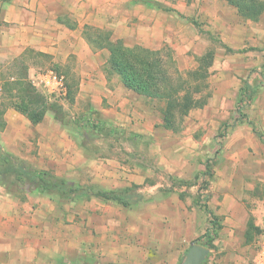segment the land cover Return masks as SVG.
Returning <instances> with one entry per match:
<instances>
[{
    "label": "rangeland",
    "instance_id": "1",
    "mask_svg": "<svg viewBox=\"0 0 264 264\" xmlns=\"http://www.w3.org/2000/svg\"><path fill=\"white\" fill-rule=\"evenodd\" d=\"M159 1L164 2L160 9L151 7V3L149 6L138 5L139 13L133 15L127 25L130 29L128 30L127 26L122 28L124 36L119 38L128 45L164 48L172 54L176 68L184 75L200 65V58L207 51H214V60L207 78L210 91L208 102L203 107L191 110L178 132L162 126V101L131 92L136 97L134 106L140 113L134 121H144L146 110H153L156 127L152 133L139 132L132 129V125L115 127L104 122L101 123L103 129L100 131L79 122L87 109V99L79 94L78 83L80 84L84 75L80 59L74 53H70L66 60H56L54 57H45L29 50L25 55L16 58L7 54L5 49H0V88L6 78L13 80L26 77L46 97L50 116L56 115L65 123V127L60 125L63 130H59L58 134L63 145L55 148L56 155H59L58 160H48L52 151L50 154L46 152L47 142L42 144L43 146L38 144L33 147L36 148L33 152L37 155L39 153V158L42 157V160L38 161L41 168L53 170L55 174L83 185L100 186L95 183L96 179L102 180L100 183L104 184L103 188H111L110 184L116 187L132 184L133 198L143 200L135 205L137 207H148L146 198H153L160 192H181L189 200L198 195L199 203L203 206L207 204L210 193L222 195L227 191L240 192L248 209H255L258 207V195L264 196V165L260 172L263 179L258 182V135L264 142V46L258 45L261 38L258 20L243 17L237 8L225 0ZM140 15L149 16L153 22L149 25L148 34L139 31L136 38L137 34L134 36L132 31L140 24ZM58 17L64 21V26L74 27L76 23L78 28L79 23L67 13H61ZM76 28H71V33L76 32ZM83 30L84 25L79 30V36L69 33L68 38L75 40L77 45L83 40L87 46L91 45L90 48L95 53L102 51L88 42ZM99 60H102V54L99 55ZM47 68H53L65 77V81L73 85L74 100L68 97L67 92L48 94L44 88L33 83L32 70L41 71ZM101 69L114 80L120 81L107 61L101 64ZM246 80L253 82L258 92L252 102L242 109L245 117L240 118L237 102ZM6 102L8 99L0 94V130L5 129V111L14 109L7 106ZM47 122L49 124V121ZM21 125V128L26 130L25 133L27 134L28 130V136L33 139L36 125L27 124L23 127L22 122ZM67 126H70L71 130H67ZM77 128L79 134L75 132ZM112 130H115V133H109ZM11 140L14 146L12 148L18 153L23 156L30 153L26 141L14 142L13 138ZM3 146L0 140V149H3ZM64 148L68 149L63 151ZM104 168L113 173L106 176L103 174ZM37 198L39 204H52L48 195H37ZM79 200L72 197L67 202H56L55 213L51 215L61 222L64 216H69L68 222L74 224L78 223L77 217L82 212L80 210L87 211L90 216L96 210L98 212L99 209L109 206L101 200ZM111 206L128 209L118 204ZM115 212L114 221L118 223L120 213L118 210ZM203 212L206 214L207 209L203 208ZM129 217L130 215H127V219ZM86 219L88 222L89 217ZM86 223L87 230L82 233H86L88 237L96 236L95 231L89 232L90 227ZM48 230L49 233L52 232L54 239L61 231L60 228L50 227ZM254 240L247 249L246 264L250 262ZM75 245L78 249L76 241ZM215 250L203 264H218V247ZM76 252L59 264H80L84 257L80 259L79 252ZM105 253H111V248L107 247ZM46 263L57 264L52 258L46 260ZM82 264L112 263L96 260L92 256L84 259Z\"/></svg>",
    "mask_w": 264,
    "mask_h": 264
},
{
    "label": "crops",
    "instance_id": "2",
    "mask_svg": "<svg viewBox=\"0 0 264 264\" xmlns=\"http://www.w3.org/2000/svg\"><path fill=\"white\" fill-rule=\"evenodd\" d=\"M150 3L153 5L151 7L157 9L164 5V2L159 0H0V49H5L7 54L16 58L25 55L29 50L48 53L50 58L54 57L56 60H66L70 53L78 55L84 75L80 84L78 83L79 94L87 99V109L82 118L89 115L90 124L101 120L100 124L104 122L115 127L132 125L134 130L152 133L156 127L153 110L149 108L146 110L144 121H134L140 113L134 106L136 97L131 93L137 92L126 87L121 81L114 80L101 69V64L108 62V49L104 48L95 53L91 45L90 48L83 40L77 45L75 40L68 38L69 33L79 36V30L83 25H91L106 28L105 30L111 32L112 39H119V36H124L122 28L128 25L133 15L139 13L138 5L149 6ZM61 13H67L77 21L78 28L76 23L74 27L67 24L68 27L64 26V21L58 17ZM139 18L140 24L131 30L134 36L139 31L148 34L149 25L153 22L149 16L140 15ZM258 24L261 27L258 45L263 47L264 11L258 19ZM71 28H76L74 29L76 32L71 33ZM127 29L130 28L127 26ZM136 36L138 38V34ZM101 54L102 60H99ZM32 72L34 74L37 71L33 69ZM247 81L255 86L250 80ZM14 109H8L3 115L6 124L3 123L5 129L0 130V140L4 144L3 149H0V156H13L15 165L24 171L27 168H36L55 174L53 170L38 166V161L42 160V157L39 158V153L37 155L35 151L33 152V149L36 150L33 147L47 142L46 152L50 154L52 151L48 160H58L59 155H56L55 148L63 145L58 134L59 130H63L60 129V125L65 127V123L56 115L50 116V109L38 124H33ZM21 122L23 127L27 124L36 125L33 139L28 136V130L26 134V130L21 128ZM67 130H71L70 126H67ZM75 132L80 133L78 128ZM12 138L14 142L26 141L30 153L26 156L18 153L12 148L14 147L10 142ZM67 149L64 148L63 151ZM69 150L71 152V147ZM263 165L264 142L258 135V182L263 179L260 173ZM112 173L106 168L103 170L106 176ZM57 176L68 179L65 176ZM100 182L101 179H96L95 183L100 186H91L106 190L133 188L132 184L123 187L110 184L111 188H103L104 184ZM37 195H48L52 204L50 206L39 204ZM209 195L207 204L202 206L198 195L192 196L189 200L181 192H160L153 198H146L149 202L148 207L135 206L142 200L140 198L136 203L125 206L97 196L74 197L80 199L79 201L101 200L109 206L106 209H99L98 212L96 210L90 216L87 211L80 210L82 212L77 217L78 223L72 224L68 222L69 216H64L61 222L51 215L55 213L56 202L60 200L67 202L71 196L60 197L38 191L30 192L23 190L19 185L0 181V264H48L46 260L51 258L59 264L60 261L75 255L76 251L79 252V258L84 257L80 258L82 260L80 264L92 256L96 260L109 261L112 264H180L193 243L209 247V255L218 247V264H246L247 249L252 241L256 240L264 221V196L258 195V207L250 210L240 192L225 191L222 195L220 193ZM113 204L128 209L113 208L111 206ZM203 208L207 209L206 214ZM115 210L120 213L119 224L114 221ZM127 215H130L128 219ZM85 223L90 227L89 232L95 231L96 236L88 237L86 233H82L87 230ZM49 227L61 229L56 239L52 237V232H48ZM213 228L216 235L213 239L214 246L210 247L206 245L204 234ZM75 241L78 249L75 247ZM107 247L111 248L109 254L105 253ZM88 252L94 254L90 255Z\"/></svg>",
    "mask_w": 264,
    "mask_h": 264
},
{
    "label": "trees",
    "instance_id": "3",
    "mask_svg": "<svg viewBox=\"0 0 264 264\" xmlns=\"http://www.w3.org/2000/svg\"><path fill=\"white\" fill-rule=\"evenodd\" d=\"M225 1L237 8L239 13L248 19L258 20L264 11V0ZM83 33L88 42L93 44L95 48L108 49V63L126 87L138 94L164 103L162 109V126L164 128L178 132L182 129L183 122L191 110L207 104L210 96L207 78L209 68L214 60L213 50L207 51L200 58V65L196 69L189 70L184 75L176 68L172 54L166 52L164 48L153 49L139 44L128 45L121 38L112 39L109 30L90 25L84 26ZM36 53L50 57V54L42 51ZM66 85L68 97L74 100L73 85L67 81ZM257 92L258 89L246 80L237 102L240 118L245 117L242 109L251 103ZM0 94L8 99L7 106L14 107L26 115L33 124H38L44 119L48 110L46 97L26 77L14 78L13 80L10 77L4 79ZM99 121L90 124L89 115L82 118V121L79 120L83 125L101 131L103 126ZM109 133H115V130ZM2 158L3 160H1ZM0 160V181L8 182L10 185H19L23 190L49 193L60 197L90 198L97 196L106 201L125 206L132 205L139 200L133 198V188L131 187L106 190L96 186H83L59 177L48 170L27 168L24 171L15 165L14 157L10 155L0 156ZM260 232L261 228H259L258 233L260 234ZM204 235L206 245L213 247V239L216 235L215 228L207 230Z\"/></svg>",
    "mask_w": 264,
    "mask_h": 264
},
{
    "label": "built area",
    "instance_id": "4",
    "mask_svg": "<svg viewBox=\"0 0 264 264\" xmlns=\"http://www.w3.org/2000/svg\"><path fill=\"white\" fill-rule=\"evenodd\" d=\"M33 79V83L44 88L48 94H65L67 92L65 77L53 69L37 71L34 73ZM249 264H264V221L261 232L254 242Z\"/></svg>",
    "mask_w": 264,
    "mask_h": 264
},
{
    "label": "water",
    "instance_id": "5",
    "mask_svg": "<svg viewBox=\"0 0 264 264\" xmlns=\"http://www.w3.org/2000/svg\"><path fill=\"white\" fill-rule=\"evenodd\" d=\"M209 253V247L193 243L186 252L181 264H203Z\"/></svg>",
    "mask_w": 264,
    "mask_h": 264
}]
</instances>
